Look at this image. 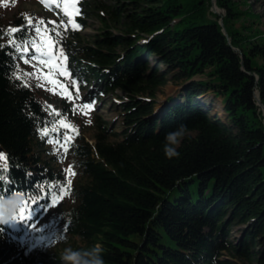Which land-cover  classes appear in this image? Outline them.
I'll return each mask as SVG.
<instances>
[{"label": "trees", "instance_id": "obj_1", "mask_svg": "<svg viewBox=\"0 0 264 264\" xmlns=\"http://www.w3.org/2000/svg\"><path fill=\"white\" fill-rule=\"evenodd\" d=\"M79 5V28L58 27L60 36L50 32L59 22L26 10L0 13V32L27 19L43 20L46 35L27 28L15 34L35 43L25 59L43 50L41 37L54 36L53 52L63 50L66 68L81 87L97 86L96 98L122 93L121 138L109 141L117 134L95 117L93 144L81 126H72L70 141L57 144L76 100L53 113L24 75L30 74L28 64L4 36L0 149L8 167L0 198L22 194L23 204L28 199L40 212L59 201L48 219L62 233L60 241L73 249L99 244L105 264H264V34L242 40L232 0H215L225 15L211 11V0ZM89 15L100 30L86 39L80 29ZM148 58L162 69L149 67ZM198 75L204 79L191 81ZM167 81L188 82L184 101L171 100L155 116L156 93ZM203 91L220 99L225 122L193 99ZM181 124L188 132L176 146L179 156L168 158L165 135ZM64 160L74 180L56 166ZM48 185L53 187L45 191ZM31 198L37 201L31 204ZM233 225H246L236 239L228 236ZM35 235L17 242L0 226V264H60V252Z\"/></svg>", "mask_w": 264, "mask_h": 264}, {"label": "rangeland", "instance_id": "obj_2", "mask_svg": "<svg viewBox=\"0 0 264 264\" xmlns=\"http://www.w3.org/2000/svg\"><path fill=\"white\" fill-rule=\"evenodd\" d=\"M232 4L236 8V20L234 21L235 28L238 29L240 37L245 40L248 39L253 34L261 33L264 34V0H232ZM55 4L45 5L41 0H0V13L5 17H10L20 10L31 11L36 14H43L51 19L63 20V17L56 12ZM77 8V6L75 5ZM212 8V5H211ZM218 15H225L224 12L216 7ZM212 11V10H211ZM213 12V11H212ZM64 14V12L62 11ZM65 16V15H64ZM78 16V15H75ZM74 16V17H75ZM67 17V16H65ZM68 18V17H67ZM85 26L81 30V35L83 38H89L90 36L96 34L100 29V23L95 16L89 15L85 17ZM116 33L115 29H112ZM47 39H43L46 42ZM42 42L45 46V51L40 53L39 57L36 59H29L27 65V70L30 73V79L35 82V87L38 89L40 96L44 99L46 105L50 108L53 113H59L63 106H67L65 101H71L77 95L76 107L65 123L71 124L73 126H81L83 128V136L89 143H94L96 129L94 127V119L105 121L107 123V128L116 133V136H109V141H117L121 138V115L122 111L119 107V96L122 93L118 90L114 92H106L101 94L98 98L92 96L94 91V85L88 83L85 88H79L75 85L72 88L64 89L59 86L50 83V80L56 79L59 83L67 84L64 76H60L59 72L65 70L63 59L58 56L59 66L56 69L51 67H45L41 61H49L52 59L53 53L49 51V46ZM148 66L151 68L157 67L162 69L161 65L156 64L152 58L147 59ZM50 72H55L54 76L49 75ZM203 76H195L191 81H201ZM188 82H173L167 81L162 87H160L156 93V102L154 106V115H158L160 111L172 102H183L184 101V89ZM71 93V95H68ZM74 96V97H73ZM66 99V100H65ZM199 104H205V106L210 107L211 113L222 122L226 121L225 114L222 111V104L219 98H216L212 93L208 91H203L201 94H196L193 97ZM84 103H92L91 109H82L81 105ZM5 164V159L0 161V165ZM57 167H64L68 171L69 180H74L75 172L70 166V163L62 161L56 165ZM70 170V172H69ZM61 204L58 202L53 207L52 210L42 214L39 219L33 223L27 230V236L34 230L38 232L48 234L47 239H44L45 246L49 250H56L62 252L65 247H68V243L65 241H60L63 236L62 233L56 229L53 222H50L48 217L50 214L54 213ZM248 225V224H246ZM243 225L232 226L233 231L228 233L229 238L236 239L242 235L241 230L246 227ZM12 227H17L16 223L12 222ZM235 264H247L244 261H236Z\"/></svg>", "mask_w": 264, "mask_h": 264}, {"label": "snow or ice", "instance_id": "obj_3", "mask_svg": "<svg viewBox=\"0 0 264 264\" xmlns=\"http://www.w3.org/2000/svg\"><path fill=\"white\" fill-rule=\"evenodd\" d=\"M41 2L44 3L45 5L55 4L57 7L62 6V11L64 12V15L68 17L66 22L64 20H61L60 24L57 25V27H53L52 29H50V32L53 33L54 36H60L61 35V33L57 30L58 27H63L65 30H67L68 26H70V25L73 28H77V29L79 28V25L76 24L75 19H74V16L79 14L78 8L75 7V5L78 3V0H41ZM43 24H44L43 20L38 21L35 24H33V21L31 19H27L26 24L22 27L10 28L7 33L0 32V38L7 36L8 46L14 48L16 52L21 53L20 59L23 60V62L25 64H28L29 59H25V55L28 53L30 47H35V43L32 42L30 44L27 41V39L21 40V38L15 34L21 32V31H24L27 28V29H31L33 32H35L37 34H41L42 36L46 35L49 30L47 29V26H45V28L42 29L41 25H43ZM54 36L48 35L46 42L42 41V42H45L49 46V51H52V48H51L52 45H55L58 43V41L55 40ZM3 47H4V45H0V49H2ZM63 55H64L63 50L61 49L59 51V53H53L51 60L41 61V63L44 64L45 67H51L52 69H56L59 66V61H58L57 57L63 56ZM31 59H36L34 54L31 57ZM13 75H15L16 79H18V80L20 79L19 75L15 74V73ZM24 75H30V74L25 73ZM49 75L54 76L55 72H50ZM59 75L64 76L66 78V80H68L69 82L67 84H62V83H59L56 79H52V80H50V83H52L53 85L59 86L61 88H64V89L72 88L75 86V83H76L75 80L70 78L71 74L69 72H67L66 69L63 71H60ZM68 95H71V93H68ZM76 98L79 99L80 98L79 95H77ZM92 106H93L92 103H84L83 105H81V108L82 109H91ZM61 125L64 129H66V131L63 132L62 136H58L56 138L57 144H60L61 140H63L64 142L70 141L72 139V136L70 133L76 131L72 127L71 124L61 122ZM47 135H48V132L45 131L44 136H47ZM61 146L63 147L64 145H61ZM4 159H5L4 154L0 153V161H3ZM7 167L8 166L6 163L0 165V180H3L5 178ZM69 172H70V170H69ZM67 183H70V181H67ZM52 187H53V185H48L45 188V191H48ZM55 187L60 188L61 192L64 191V187L62 185H55ZM17 195H22V194H17ZM58 197H59V194H58ZM36 201H37L36 198H31V204L35 203ZM55 203H56V200L50 201V206H54ZM30 211H31L30 203H29V200L26 199L25 203L22 204V206L19 208V211L15 217L19 218L20 220H25L29 217Z\"/></svg>", "mask_w": 264, "mask_h": 264}, {"label": "clouds", "instance_id": "obj_4", "mask_svg": "<svg viewBox=\"0 0 264 264\" xmlns=\"http://www.w3.org/2000/svg\"><path fill=\"white\" fill-rule=\"evenodd\" d=\"M188 132L186 125L181 124L177 130L170 131L165 135L163 151L166 157L179 156L177 145L181 143ZM23 204V195H12L11 197L0 198V223L7 222L14 218ZM104 249L99 244L88 248L73 249L65 247L60 253V264H105L103 258Z\"/></svg>", "mask_w": 264, "mask_h": 264}, {"label": "water", "instance_id": "obj_5", "mask_svg": "<svg viewBox=\"0 0 264 264\" xmlns=\"http://www.w3.org/2000/svg\"><path fill=\"white\" fill-rule=\"evenodd\" d=\"M211 5H212V8L211 10L213 12H217L215 9H216V6H215V0H211ZM219 24L222 26V19L219 20ZM256 99H257V104L260 105L259 103V99L257 97V93H256ZM262 112H263V115H264V108H262ZM2 151V149H0V152Z\"/></svg>", "mask_w": 264, "mask_h": 264}]
</instances>
